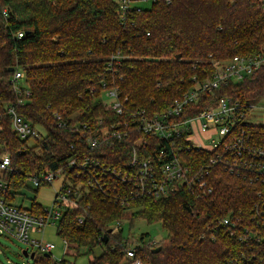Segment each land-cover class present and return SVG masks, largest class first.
<instances>
[{
	"label": "trees",
	"instance_id": "16d2710c",
	"mask_svg": "<svg viewBox=\"0 0 264 264\" xmlns=\"http://www.w3.org/2000/svg\"><path fill=\"white\" fill-rule=\"evenodd\" d=\"M19 31L24 36L18 37ZM262 51L264 0H152L125 23L117 0H0V157L9 154L15 167L5 176L12 187L10 199L17 197L32 172L57 168L82 151V131L75 133L71 127L95 132L116 121L101 101L103 80L115 81L135 108L161 110L188 90L195 76L205 78L213 59ZM116 53H121L122 62H114L108 71ZM19 70L24 72L21 84L14 78ZM224 92L246 105L264 98V65L230 82ZM10 106L44 129L43 138L36 137L32 145V137L21 139ZM57 112L66 127L59 126ZM100 119L104 122L98 125ZM250 128L264 139V124ZM191 154L202 158L201 164L208 161L205 152ZM109 158L120 162L115 151L109 150L104 160ZM65 174V187H72L70 196L77 204L64 208L57 233L76 256L104 246L88 264H132L127 257L131 240L121 226L124 218L161 221L168 230L156 245H147L142 236L137 257L143 264H264V235L256 239L261 232L243 240L239 229L232 234L221 224L226 216L239 215L242 225H251L255 206H264V184L246 173L212 166L207 176L212 190L200 198L185 188L160 199H135L128 207L113 194L88 188L84 173L77 177L65 167ZM109 186L120 193L124 188L120 181ZM32 208L45 213L36 199ZM31 264L75 263L36 250Z\"/></svg>",
	"mask_w": 264,
	"mask_h": 264
},
{
	"label": "built area",
	"instance_id": "2783aa9c",
	"mask_svg": "<svg viewBox=\"0 0 264 264\" xmlns=\"http://www.w3.org/2000/svg\"><path fill=\"white\" fill-rule=\"evenodd\" d=\"M117 1L120 19L124 23L134 10L143 8L132 4L141 0ZM3 12L9 16L7 8ZM22 36L24 31H19L18 37ZM122 57L121 53L111 55L106 69L112 71L114 62L121 64ZM224 60L213 59L214 66L209 73L203 74L205 78L195 76L193 85L161 110L135 108L129 104L128 98L121 96L115 81L103 80L101 101L106 109L113 111L116 121L97 128L95 132L90 127L86 131L79 126L71 127L75 133L82 131L83 138H79L82 151L70 155L57 168L47 166L29 175L37 187L61 179L53 195L52 208L43 206L45 213L33 210L32 205L28 207L18 203L16 198L10 199L12 187L5 176L15 167L9 154L0 157V234L19 239L36 247V250L51 252L54 243H43L31 233H41L47 224H56L64 208L77 204L76 199L70 196L72 187H65V167L74 171L77 177L84 173L88 188L113 194L112 198L123 207H128L135 199H160L185 188L200 198L212 190L207 176L209 168L216 165L237 174L246 173L252 181L264 184V139L251 132L247 118L255 102L242 104L224 92L230 82L241 81L245 75L264 65V51L236 54ZM14 78L18 83L24 78V72L16 71ZM96 90L94 88L93 91ZM9 112L14 130L21 139L32 137L28 143L32 145L36 137L43 138L45 130H39L14 106L9 107ZM56 119L59 126H67L61 113H56ZM103 122L100 119L98 125ZM119 145L122 147L120 151L117 150ZM70 146L76 147L75 143ZM109 150L115 151L120 162L116 163L112 158L104 160ZM193 150L207 153L206 164H201L202 158L197 159L191 154ZM111 181H120L123 191L120 193L116 188L117 193L113 191L109 186ZM79 185L81 189L85 187ZM259 206L254 208L251 225H242L239 215L235 218L226 216L221 224L232 234L239 229L242 232L240 239L247 240L255 233H262L256 238L261 240L264 235V206ZM79 220L83 221V218ZM240 225L242 228L238 227ZM154 242L157 241L147 242V245ZM138 245L133 244L127 249V257L132 259V264H143L137 257ZM36 250L33 251L36 253Z\"/></svg>",
	"mask_w": 264,
	"mask_h": 264
},
{
	"label": "rangeland",
	"instance_id": "374dc122",
	"mask_svg": "<svg viewBox=\"0 0 264 264\" xmlns=\"http://www.w3.org/2000/svg\"><path fill=\"white\" fill-rule=\"evenodd\" d=\"M151 3L152 0H141L136 3L133 2L132 4L150 7ZM224 61H226V59ZM22 82L23 80L20 79L19 83L21 84ZM247 118L251 124H264V98L255 100V106L252 108ZM60 180V178H57L51 184L48 183L37 187L30 177H28L26 185L21 187L16 201L31 207L33 201L36 199L38 202L42 203L44 207L52 208L53 195ZM121 226L124 236L131 240L129 241L131 246L133 244L137 245L138 243H142L143 235L144 242L159 241L169 235L168 230L163 226L161 221L150 223L145 218H135L133 221L129 218H124L121 222ZM57 229L58 222L56 224L49 223L45 226L43 232L31 233L32 237L41 239L43 243L52 242L55 244V247L51 250L54 258L60 259L66 256L75 264H88L90 260L101 254L104 250V246L99 245L95 247L94 251L91 253H80V255L76 256V250L71 252L72 249L68 248L67 242L57 233ZM157 243L158 242H154L153 245ZM26 248H28L30 252L36 250V247L19 239L0 234V264H31L34 258L26 256L23 253V250ZM83 250L84 248H82V251Z\"/></svg>",
	"mask_w": 264,
	"mask_h": 264
},
{
	"label": "water",
	"instance_id": "95a60500",
	"mask_svg": "<svg viewBox=\"0 0 264 264\" xmlns=\"http://www.w3.org/2000/svg\"><path fill=\"white\" fill-rule=\"evenodd\" d=\"M180 56H181V54H177V57H180ZM11 69H13V67H11ZM110 231H112V229H110ZM107 239H108V236L105 235V240H107ZM161 248H162V246L156 247V248L153 249V251H154V252H158ZM23 253H24L26 256H31L32 258L35 257V251H31V252H30V251L28 250V248L24 249V250H23Z\"/></svg>",
	"mask_w": 264,
	"mask_h": 264
}]
</instances>
